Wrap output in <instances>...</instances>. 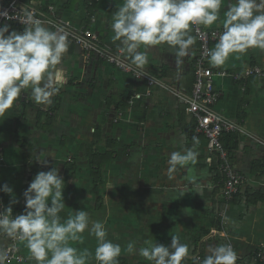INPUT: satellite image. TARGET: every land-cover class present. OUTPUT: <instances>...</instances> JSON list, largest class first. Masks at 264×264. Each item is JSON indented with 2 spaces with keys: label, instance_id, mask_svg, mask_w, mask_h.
<instances>
[{
  "label": "crops",
  "instance_id": "1",
  "mask_svg": "<svg viewBox=\"0 0 264 264\" xmlns=\"http://www.w3.org/2000/svg\"><path fill=\"white\" fill-rule=\"evenodd\" d=\"M29 1L39 8L52 5L56 7L57 16L61 20L67 21L73 28H83L81 22L85 18L84 0ZM4 2L5 0H0V6ZM231 2L232 0H224L220 21L205 27L208 29L222 27L224 11ZM122 4L123 0H96L95 22L89 24L100 45L112 52L120 51L121 47L119 41L112 39L114 33L111 29V20ZM8 25L10 31H23V28L13 24ZM49 28L56 30L53 27ZM69 42L68 52L60 65L65 69L66 83L51 97V102L38 104L33 98H28L31 90H24L14 102V107L0 116V178L10 166L23 170L19 157L22 155L21 149L18 148L16 139L13 141L12 138L15 132L19 138L17 141L22 139L31 147L32 154L37 153L39 158L43 156L41 153L53 149L54 154L57 153L64 159L70 156L71 161L74 159L76 163L77 161L80 163L82 158H85L81 156L82 153L87 152L88 148H97L99 154L111 150L114 152L112 160L102 166V173H105V169L109 167L118 173L129 164L130 169L133 167L140 170L139 182L141 181L142 184L138 187L134 180L133 184H128V192L122 193L120 189L125 185L120 181L117 184L109 185L107 182L106 185L103 183L104 185H94V187L90 181L87 184L95 195L98 194L96 192L99 191L98 188L104 190L103 196H98L105 200L103 205L111 201V204L100 207L104 216L108 217L110 205L112 217L113 213L117 218L124 217L121 222L114 221L112 229H109L112 230L113 235L120 233L124 236L128 232L131 237L128 242L135 241V247L139 250L142 244V239L139 237L144 236L149 228L157 224V218H160L161 226H157L169 230L166 237H161V244L170 245L172 236L178 235L181 242L189 246L187 260H195L200 256V262L209 254L210 247L226 244L228 240L238 253L237 261H242L246 255L253 254L256 246L264 242V200L258 199L260 195H256L264 185V78L235 81L232 74H240L249 66L264 67V50L251 48L244 53L232 54L221 66H212L208 60L209 67L215 73H224L223 76L216 75L214 78L215 88L221 94L215 110L224 119L239 124L244 132L242 135H234L235 143H230L231 149L228 152L235 170L245 177L246 183L238 195L237 205L228 206L227 217L233 219L235 227L233 229L232 225H227L220 230L226 234L227 238H224L212 233L218 228L212 227L215 226L213 205L221 199V184L215 183L217 176L211 167L212 156L206 152L203 140L193 139L189 131L192 130V119L190 118L189 123L185 122L184 117L187 114L183 112V103L171 96L173 92L168 91L169 88L180 96H188L187 89L190 88L193 76L192 74L187 76V73L194 71L193 64L197 55L195 43L191 46L189 55L182 58L181 64L176 63L173 49L167 45H158L148 50L149 63L145 66V71L134 65L166 87L162 89L157 85L154 86L150 92L151 96L145 98L142 94L147 91L148 86L144 81H137L131 75L122 73L98 59L84 63L80 50L70 40ZM144 50L142 46L140 51ZM125 58L130 61L126 56ZM152 69L158 70L163 77L158 78L153 75ZM88 79L93 86L94 93L91 96H88V92H84L89 84ZM77 92L81 94L75 100L73 96H76ZM129 92H133V96L140 93L141 99L130 101L132 96L127 107L120 110L122 118H115L119 122H114L112 120L114 115L110 113L116 111L113 105L107 106L108 101L114 97H123V94L127 95ZM111 93L117 95H110ZM93 101L101 107L94 109ZM89 102L88 107L95 111L90 115L86 110ZM93 121L96 122L95 134L89 136L87 130ZM106 137L109 138L106 140ZM226 140L224 138V141ZM96 142H98L97 147ZM86 143H88L87 148H85ZM186 143L198 154L195 162H189L187 165L178 166L174 171H169L168 160L171 153L184 151L183 145ZM138 150L141 151L142 157L137 162L138 165H135L129 162V158ZM151 156L155 157L153 161L150 160ZM123 158L125 162H122ZM50 161L55 163L56 160L49 158L47 162ZM35 163L38 166L45 165L39 161ZM154 163H158V166L153 165ZM21 169L19 172L22 171ZM151 169H156L153 176L150 173ZM148 170L151 175L147 173ZM157 171L159 176L155 177ZM74 172L71 177H74ZM61 174L63 175V172ZM16 176L14 179L17 180ZM68 185L67 183V191L76 190L75 186L69 188ZM216 187L220 190L215 196ZM246 190L250 193L254 192L255 195L246 198ZM189 191L192 192L191 196H187ZM179 193H183V196H179ZM0 196L3 205L8 207L10 204L3 200L2 192ZM254 197L260 201L255 204L246 203L249 199L255 200ZM65 206V211H62L65 214L64 220L69 214L72 215L79 210L74 203ZM83 208L84 211L88 210L85 206ZM106 229L108 232V228ZM113 235L110 240L117 243L114 237L116 235ZM9 241V238L0 239V255L9 245ZM119 244L122 247V255L118 258L119 264H146L141 256L129 254L126 250L127 246ZM16 248L21 262L12 259L3 261V264H36L26 247V241H18Z\"/></svg>",
  "mask_w": 264,
  "mask_h": 264
},
{
  "label": "clouds",
  "instance_id": "2",
  "mask_svg": "<svg viewBox=\"0 0 264 264\" xmlns=\"http://www.w3.org/2000/svg\"><path fill=\"white\" fill-rule=\"evenodd\" d=\"M223 3L224 0H123L112 16V39L120 42V52L141 71L149 63L148 50L158 45L173 49L176 63L181 64L195 43L191 25L212 26L220 21ZM0 18L12 17L0 10ZM24 23L27 26L22 32L10 31V25L0 23V116L14 107L24 90H31L36 103H50L66 83V72L60 65L69 49L67 32L63 28L53 31L32 16ZM221 23L223 31L208 52L212 66L224 65L230 55L251 48L264 50V0H232ZM142 46L144 51H140ZM196 158L197 153L191 149L173 151L169 171L195 162ZM36 160L47 164L39 155ZM64 188V178L56 167L38 172L23 193L24 212L13 216L11 204L17 201L13 189L4 184L0 191L13 199L8 207L0 201V233L26 241L36 264H86L93 254L88 249L79 251L69 241H82L87 231L97 240L95 260L99 264H119L122 247L107 239L103 222L91 220L84 210L75 211L74 216L69 214L61 222L59 213L66 207ZM135 244L128 243L129 254L136 253ZM189 252L188 244L181 242L178 235L172 236L170 246L155 243L139 248V255L151 264H182ZM208 253L199 264H236L238 260L231 243L210 247ZM4 258L0 255V264Z\"/></svg>",
  "mask_w": 264,
  "mask_h": 264
},
{
  "label": "built area",
  "instance_id": "3",
  "mask_svg": "<svg viewBox=\"0 0 264 264\" xmlns=\"http://www.w3.org/2000/svg\"><path fill=\"white\" fill-rule=\"evenodd\" d=\"M0 10H6L9 16L12 17L10 20L0 18V23L3 24H13L24 29L27 26L24 21H26L28 16H32L40 19L49 27L55 29L63 28L68 34V39L80 50L84 63L98 59L122 73L132 75L135 79L144 80L148 87L157 84L154 78L135 68L120 51L112 52L102 47L100 41H98L90 28H73L67 21L61 20L57 16L56 8L52 5L47 6L46 10H42L27 0H5L3 5L0 6ZM94 22L95 19L92 18L91 23L93 24ZM191 30L198 44L197 55L193 64V84L190 95L180 96L176 94V97L185 105L184 111L192 119L193 137L195 139L203 138L206 152L215 156L218 161V171L222 176L220 181L221 191L224 198L230 200L245 186L246 179L235 170L229 153L224 149L220 141L223 135H242L244 132L239 124L224 119L216 112L215 107L219 102L221 94L215 88L214 78L216 75L223 76L224 73H215L208 65V52L211 50V45L218 42L223 28L215 27L208 29L204 25H191ZM232 78L235 81H243L248 78L262 79L264 78V67L249 66L240 74H232ZM262 189H264V185ZM224 216L225 210L219 213L221 219ZM221 224L223 225V222ZM217 230L214 229L212 231L213 235L227 238L223 231ZM18 241L20 239L10 238L9 245L2 251V256L5 257L3 261L13 259L21 262L16 248ZM227 243L231 242L228 240ZM253 255L259 263L264 264V242L256 246Z\"/></svg>",
  "mask_w": 264,
  "mask_h": 264
},
{
  "label": "rangeland",
  "instance_id": "4",
  "mask_svg": "<svg viewBox=\"0 0 264 264\" xmlns=\"http://www.w3.org/2000/svg\"><path fill=\"white\" fill-rule=\"evenodd\" d=\"M156 85L158 87L162 88V89H165L166 88L164 85H161V84H159L157 82V84H155V85H153L151 87H148L146 89L147 91L142 94V97L144 96L145 98H148L149 96H151V93L150 92H152V89ZM80 91L83 92L82 90H80ZM168 91L170 93L173 92L171 94L172 97H174L178 101L180 100L179 98L176 97V94H178L176 91H172L169 88H168ZM81 92H77V95L76 96H73V98L75 100H77L79 98V94H81ZM84 92H88V96H91L92 93H94L93 92V86L91 85L90 80H89V84L85 88ZM138 94H140V93L134 94V96L132 97V100H130V101L141 99V98H139L141 96V94L139 96H138ZM110 95H117V94L116 93H111ZM124 95H126V94H123V96ZM28 98H32L31 93L29 94ZM89 99L91 100V97ZM88 106H90V102L86 106L87 113L89 115L95 113V111L93 109L91 110ZM92 106H93L94 109H97L98 107H101L95 101H93V105ZM40 107H42V106H40ZM103 107L104 108H107V107H105V105H103ZM108 109H111V108H108ZM110 114L111 115H114V117L112 118V120L114 122L115 121L119 122L115 118H122V112L121 111L120 112H116V113L115 112H111ZM184 120H185V122L189 123L190 116L189 115H185ZM95 128H96V122L93 121V123L91 124V127L87 130L88 133H89V136H91L93 133L95 134ZM109 137H106V140ZM12 138H13V141H15V139H16V144H17L18 148L21 149V152L23 153L24 148L20 147V145H19L20 140L17 141V139H19V138H16L15 136H12ZM87 140H89V139L87 138ZM93 140H95V139L93 138ZM199 140H202V139H199ZM21 142H22V140H21ZM104 142L106 143V141H104ZM25 144H26V147H28L29 149L31 148L27 143H25ZM87 144L88 143L85 144V148H87L86 147ZM97 144H98V142H96V147H97ZM183 146H184L185 150L191 148L190 145H187V143L184 144ZM92 148H88L87 152L82 153L81 156H84L85 158H82V162H80V163H79V161H77V163H76L74 161V159H73L74 162L71 161L70 160L71 159L70 156H66L65 159H64L62 156L60 157L59 154H57V153L54 154V150L52 148H51L52 150H50V152L41 153V155H43V156L41 158H39V159L46 160V161H48L49 158L55 159L56 160L55 163L50 161L52 165L49 164L50 162H47V164L41 165V166L43 168L47 169V170L51 169L52 167H56L59 170V173L60 174L62 172L64 174V170H65V166L64 165H65L66 162L69 161V162H72L75 165V168H73V171H75L74 172V177H71L73 175V171H72V172H70V174L64 180V181H66L65 182V188L63 190V198H64L65 204H72V203L77 204V207L79 208V210H84L83 206L87 207L88 210H86V212L89 214L91 220H99V221L103 222L105 224V227L108 228V230H109V229H112V225H113L114 221H116L115 223H117L118 221L121 222L124 217H121V218L118 217L117 218V215L115 213H113V217H112V212L110 211L111 210L110 205H109V210H108V212H109L108 213V217L104 216L103 211H101L102 208H99L98 210H96L98 206H100V207L102 206L103 207L105 205L107 206L108 204H111V201H109V202H107V204H104L103 205V201L105 202V200H103V199H101L99 197H102L103 196L104 190L101 187L98 188L99 191H96L98 194L95 195V193L93 192V189H91L87 185L89 183V181H90L91 184L94 187V184L92 183V177L90 176V165H89V158H88L89 157V154H90L89 151H92ZM94 150L97 151V148L94 149ZM200 154L202 155L203 153L201 152ZM37 155H38L37 153H35V154H32L31 153V160L34 161V162L35 161L37 162V160H36L37 159ZM156 155H157V158L160 157L159 152H157ZM206 155H208V154H206ZM19 157L21 158L22 156L20 155ZM141 157H142L141 151L138 150V151H136L134 153L133 156H131L129 158V162L131 161L135 165H138L137 162L140 160ZM150 158L149 159L151 161H153L155 157L151 156ZM122 162H125V159L124 158L122 159ZM48 165H50V166H48ZM153 165L158 166V163L157 164L154 163ZM19 169H21V168H19ZM19 169L18 168H15V166H10L5 171V175L4 176L2 175V177L0 178V187H2L4 184H7L9 187H11L13 189L14 197L16 195H18V197H15V199L18 200L16 202V204H14V205L11 204L14 208L17 207L18 204L21 202V196H22V191H23L22 190V186L24 184V181L23 180H24L25 176L27 175L26 172L24 171V169L23 170L21 169L22 171H20V172H19ZM102 170H103V168L101 167L102 180H101V184L100 185H104V184L106 185L107 182L109 183V185H111V184H117L118 181H120L121 183L123 182V184L125 186L122 187V189H120L121 193L124 192V191L128 192V184H133L135 182L134 180H136V182H137L136 184H137L138 187H140L142 185L141 184V181L139 182V178H141L140 170L138 168H133V167H131V169H130L129 164H126L121 171H118V173H115V171H113V169H111L110 167L108 169H105V171H106L105 173H102ZM130 170L133 173H131ZM155 170L156 169H151V172L150 173L152 174V176L155 174L154 173ZM3 173L4 172L2 171V174ZM134 173H136V174H134ZM147 173L150 174L149 173V170L147 171ZM158 173H159V171H157V174H156L155 177H158L159 176ZM16 175H19V179H17V180L14 179V176H16ZM104 176H108V178L107 177L104 178ZM67 183L69 184L68 185L69 188L75 186L76 187V190L73 191V192L67 191L66 190L67 189L66 188L67 187ZM134 187H135V185H134ZM116 189L118 190V188H116ZM133 189H135V188H133ZM0 192H2V191H0ZM131 193H133V192H131ZM191 194H192V192L189 191L187 193V196L188 195L191 196ZM179 196H183V193H179ZM2 197H3V200L6 201L9 204H10V201L13 199V196L12 195L6 194L4 192H2ZM122 203H124V202H122ZM49 205H50V201H49ZM78 208H77V210H78ZM64 211H65V209H64ZM74 214H72V215H74ZM225 214L227 216V211H226ZM156 222H157L156 225H154L151 228H149V231L150 232L148 231L146 234H144V236L139 237V239H142V244L140 245L141 247H147L150 244H155V243H160L161 244L162 243V242H160L161 237L163 238V237H166L168 235L169 230H167L165 227H160L159 228L157 226V225H160L161 226V224H160V218H157ZM223 224L224 225L227 224L228 226L229 225H232V228L233 229L235 227V222L233 221L232 218H229V217H228V220L223 219ZM212 227H215V226H212ZM111 231L112 230H109L108 231L109 233H108L107 239H109V240L111 239V235H113ZM114 235H116V236H114ZM114 235L113 236L116 238L117 243L119 242V243L125 245V247L129 243L128 242V239L131 238L130 237V234H128V232L124 236H121L120 233H115ZM82 236H83V240L82 241H79V240L78 241H69V245L72 246V247H74V248H77L79 251H83L84 249H88L93 254L92 257H90L87 260L86 264H99V262L96 261L95 258H94L95 249L97 247V240H96L95 236L94 235H89V233L87 231H85L82 234ZM8 238L10 240L11 237H8ZM84 244H86L87 246H84L83 247ZM165 245H166V243H165ZM1 255H2V253H1ZM134 255L135 256H140L139 255V250H137ZM141 258H142V261H145L146 264H151V262L148 261L147 259H145L144 257L141 256ZM91 261H92V263H91Z\"/></svg>",
  "mask_w": 264,
  "mask_h": 264
},
{
  "label": "trees",
  "instance_id": "5",
  "mask_svg": "<svg viewBox=\"0 0 264 264\" xmlns=\"http://www.w3.org/2000/svg\"><path fill=\"white\" fill-rule=\"evenodd\" d=\"M27 1H29V0H27ZM84 6H85V18L82 20L81 23H82L83 29H88L89 28V24L91 23V19L94 18V16H95L96 0H84ZM46 7L43 6L40 9L46 10ZM191 34L193 36L192 30H191ZM213 45L214 44L211 45V49H212ZM195 47H197V49H198V44H197L196 40H195ZM151 73L153 75L157 76L158 78L163 77V74H160L159 71L156 70V69H152ZM190 74H192L193 77H192V82H191L190 88L187 89L188 95H190V92H191V88H192V84H193V78H194V71L187 73V76L190 75ZM165 75H164V77H165ZM135 80L144 81V80H139V79H135ZM132 96H133V92H129L126 96L114 97V98H112V100L108 101V105L107 106L113 105L114 106V110L116 112H118V111L122 110L123 108L127 107V105H128L127 103L129 102V100H130V98ZM184 109H185V105L183 104V112H185ZM192 127H193V123H192ZM189 131L192 134V130L189 129ZM234 135H236V134H227V135H223L220 138L221 144H222V146L224 147V149L227 152H230V149H231L230 148V143H235V138H234L235 136ZM15 137L18 138L17 132H15ZM224 138L227 139V140L224 141ZM200 139L203 140V138H201V137H200ZM21 140H20L19 145H20V147L24 148L23 153L21 155L22 156L21 157V164H22L23 169L25 170L27 175L25 176V178L23 180L24 184L22 186V190L23 191H22V196H21V204H19L17 207H15L12 210L13 211V216L22 214L24 212V210H25V199H24L23 193L28 188L30 182L34 179L36 174L38 172H40V171H49V170H51V169L47 170V169L43 168L42 166H38L34 161H32L31 160V153H32L31 148L29 149L28 147H26L25 142L23 140L21 142ZM232 148H233V146H232ZM89 152H90V154H89L88 158H89V165H90V176L92 177V183L95 186H97V185L101 184V180H102L101 167L103 165H107V164H109L111 162L114 152L109 150V151L105 152L104 154H99L93 148H92V151H89ZM218 164L219 163L216 160L215 156H212L211 167H212V170H214L216 172V176H217V178L215 180V183L216 182L220 183V181L222 179V176H221V174L218 171ZM64 166H65V170H64V174H63L62 177L65 180L66 177L70 174V172L73 171V168H75V165L72 162L68 161V162L65 163ZM16 178L19 179V175H17ZM215 190H216V192L214 194L216 196L217 194H219V190L220 189H219V187H216ZM239 193L240 192H238L236 195H234L232 197V199L226 200L224 198L223 194H222V191H221V199L219 201H216L215 204L213 205L214 215H215L214 225H215V227H218L217 228L218 230H223L224 228L227 227V224L226 225H224V224L222 225L221 224L223 222L224 218L221 219L219 217V213L221 211H224V210H225V213H226V211L228 209V206L237 205V203H238L237 200H238V197H239L238 196ZM256 193H257L256 195H260V197L258 196V199L264 200V189H261L260 191H257ZM248 194H250V195L248 196ZM245 195H246V198H247V197H250V196L255 195V194H254V192L250 193L248 190H246L245 191ZM260 200H257V198H255V200L254 199H251V200L249 199L246 203L255 204V203H257ZM0 201H1V196H0ZM99 208H100V206H98L96 210H98ZM59 215L62 218L61 222H63L65 214L63 212H61V213H59ZM225 216H226V214H225ZM8 237H9L8 235H6L4 233H0V239L8 238ZM200 259H201L200 256H199V258H196L195 260H187V259H185L182 262V264H197ZM236 264H261V263H259L255 259L253 254H248V255H246L243 258L242 261H237Z\"/></svg>",
  "mask_w": 264,
  "mask_h": 264
},
{
  "label": "water",
  "instance_id": "6",
  "mask_svg": "<svg viewBox=\"0 0 264 264\" xmlns=\"http://www.w3.org/2000/svg\"><path fill=\"white\" fill-rule=\"evenodd\" d=\"M5 24H7V23H5Z\"/></svg>",
  "mask_w": 264,
  "mask_h": 264
}]
</instances>
